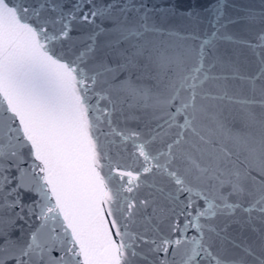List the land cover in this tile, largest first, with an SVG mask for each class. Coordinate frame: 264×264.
Returning <instances> with one entry per match:
<instances>
[{
	"label": "snow or ice",
	"instance_id": "obj_1",
	"mask_svg": "<svg viewBox=\"0 0 264 264\" xmlns=\"http://www.w3.org/2000/svg\"><path fill=\"white\" fill-rule=\"evenodd\" d=\"M0 264H264V0H0Z\"/></svg>",
	"mask_w": 264,
	"mask_h": 264
},
{
	"label": "water",
	"instance_id": "obj_2",
	"mask_svg": "<svg viewBox=\"0 0 264 264\" xmlns=\"http://www.w3.org/2000/svg\"><path fill=\"white\" fill-rule=\"evenodd\" d=\"M153 2L167 4L170 2H175V0H149V3H153ZM183 2L185 3V5L195 6L197 3V0H183ZM201 2H203V0H201ZM229 2L235 3L237 5H243V4H256V5H258L260 0H229ZM240 127L241 126L239 124L234 125V128L238 129Z\"/></svg>",
	"mask_w": 264,
	"mask_h": 264
}]
</instances>
